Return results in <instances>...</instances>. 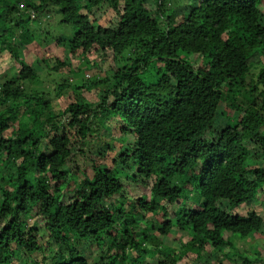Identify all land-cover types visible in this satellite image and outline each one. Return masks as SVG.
<instances>
[{
	"label": "trees",
	"instance_id": "1",
	"mask_svg": "<svg viewBox=\"0 0 264 264\" xmlns=\"http://www.w3.org/2000/svg\"><path fill=\"white\" fill-rule=\"evenodd\" d=\"M7 1L0 65L13 63L0 73V264H127L133 254L131 264H179L222 246L239 254L232 239L264 223L260 212L236 211L264 203V0H171V8L170 0L151 8L147 0ZM49 13L72 28L57 41L67 54L113 56L110 78L76 88H103L80 104L90 112L86 127L64 124L73 104L55 116L41 99L17 103L20 83L38 77L37 62L21 60L31 41L21 27ZM221 107L227 122L216 128ZM225 128L232 144L219 137ZM173 230L186 240L177 249L159 240ZM260 252L241 258L264 264Z\"/></svg>",
	"mask_w": 264,
	"mask_h": 264
},
{
	"label": "rangeland",
	"instance_id": "2",
	"mask_svg": "<svg viewBox=\"0 0 264 264\" xmlns=\"http://www.w3.org/2000/svg\"><path fill=\"white\" fill-rule=\"evenodd\" d=\"M12 0H10L11 3ZM185 1V0H184ZM180 0H174V3H179ZM147 6L152 7L155 3V0H147ZM170 5L168 7H172V1H169ZM10 5L7 0H0V8L6 7ZM178 6V5H176ZM52 15V16H51ZM30 18L35 20V16L33 13H30ZM39 21V23H38ZM100 25L106 26L107 23L103 21H99ZM30 30V43L26 45V50L23 53V57L21 60H25L28 62L36 63L34 65V69L38 74L37 78H31L24 83H20L21 86L24 88L25 94L24 97L18 98L17 103H22L23 98H35L41 99L42 106H48V112L51 115L57 116L60 112H62L68 104H73V109L71 110L70 114L64 119V124L68 125L70 122H74L76 120H81V127L87 126V116L90 114L89 110L86 108H82L80 106L83 102H92L98 100V92L103 91V88H91L90 91L86 89H76L77 87L81 86L82 84H88L93 78H110L113 73V56L112 53L108 52V57H103V52L99 50H92V53L86 54L82 56L80 52L75 54H67L66 48L57 44L58 40L65 39L71 35L72 28L70 25H65L64 23H60L58 16H55L52 13L48 15L43 14L39 17L36 21L28 22L26 21L21 29ZM21 31V30H18ZM119 59L116 62H120L119 66H123L125 63V53L118 55ZM50 59L49 67L52 68L55 60H59L60 62H64V65L61 68H57V70H53L50 68H46L45 64L42 63V60ZM8 59L6 62L0 65V73L6 71V67H9L13 61ZM89 61V63L87 62ZM256 66V65H255ZM257 67V66H256ZM252 73H257V68L251 69ZM16 73V67L10 74L14 77ZM92 78V79H91ZM225 99V96H224ZM44 100V101H43ZM226 100V99H225ZM227 104V100H226ZM229 110V109H228ZM227 109L220 108L218 112L217 121H216V128H220L224 126L227 122L226 112ZM233 111V110H232ZM224 112V113H223ZM75 113L78 116L73 117L72 114ZM50 115V116H51ZM27 119L29 123V116H23L22 121ZM94 125L92 124V127ZM17 128V126H14ZM70 136L74 139V132L73 129L69 130ZM264 132V131H263ZM222 143L227 142L228 144H232L230 139L233 138V135L228 133L227 128L223 130L221 135L219 136ZM86 145V142L85 144ZM88 146V143L87 145ZM4 161L1 163L0 168H3L5 165ZM264 165V162L261 163ZM6 172L0 171V175H5ZM142 188H137L133 190L131 187L124 188L130 195H139ZM264 189V185L259 188V192ZM259 201L262 197H258ZM261 198V199H260ZM118 196L114 197V201L118 202ZM73 201H68V204H72ZM178 213L182 210V208L177 209ZM255 210L263 214L264 217V203L261 202H253L250 205L241 207L236 209V211L242 215H246L249 211ZM252 224L257 223L253 217H247ZM31 222V219L30 221ZM237 226V223H236ZM238 227L237 229H239ZM140 229L143 231H147L144 226H140ZM264 223L260 226V230L257 231L254 235L250 234L246 236L245 239L233 238L232 241L236 245L239 250V254L234 253L227 247L222 246L219 251L210 250V247H206L204 251V257L199 259L194 253L188 254L185 256L183 261H180L179 264H248L247 259L241 258L243 255H247L250 258L256 257L255 255V248L259 247L260 249V260L264 259ZM182 232H178L173 230L168 236L166 237H159V240L166 245V247H171L173 249H177L179 245L183 242H186L183 239ZM230 236L229 234H225V238ZM147 248H151L152 245L147 246ZM175 254H178V251H174ZM236 254V255H235ZM94 256V255H93ZM149 256V255H148ZM147 256V257H148ZM135 254L132 255V259H128L126 262L127 264H131L130 262L134 260ZM189 258H192L190 260ZM151 258L148 257L147 261L155 262ZM260 264V262H259Z\"/></svg>",
	"mask_w": 264,
	"mask_h": 264
},
{
	"label": "built area",
	"instance_id": "3",
	"mask_svg": "<svg viewBox=\"0 0 264 264\" xmlns=\"http://www.w3.org/2000/svg\"><path fill=\"white\" fill-rule=\"evenodd\" d=\"M20 7H22V5H20Z\"/></svg>",
	"mask_w": 264,
	"mask_h": 264
}]
</instances>
